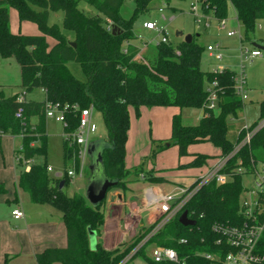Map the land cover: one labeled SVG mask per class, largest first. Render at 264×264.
<instances>
[{
    "label": "trees",
    "instance_id": "obj_1",
    "mask_svg": "<svg viewBox=\"0 0 264 264\" xmlns=\"http://www.w3.org/2000/svg\"><path fill=\"white\" fill-rule=\"evenodd\" d=\"M81 0H0V58H14L19 66L20 92L5 97L0 91V136L19 137L20 148L14 150L15 162L24 166L31 160L28 171L18 174L16 187L25 192L31 203L48 205L61 213L66 231L64 247H48L34 255L35 264H120L147 236L153 225L141 227L127 245L106 250L97 239L94 249L89 247L88 231L98 237L104 222L103 205L92 207L83 195H69L64 188L70 184L64 175L56 178L47 171V135L45 108L47 103L64 109L67 131L75 130L78 111L92 107L100 113L106 140L114 142L113 149L103 151L105 173L117 179L111 189L125 191L127 176L142 174L150 183H161L163 178L154 177L143 169L142 163L132 170L125 168V143L129 128V109L135 115L141 107L173 106L200 109L202 116L196 125H183L180 114L171 118L170 137L165 141L177 147L178 157L192 155V160L179 164L178 168H201L209 159L207 154L188 152L192 145L210 143L218 150L215 158L231 154L244 136L238 122L243 107L241 98L234 91L235 72L202 71L200 60L204 48L194 38L190 43L159 42L155 52L142 59H135L139 47L133 42V24L136 15L147 10L152 0H134L136 7L128 19L119 15L123 0H82L92 5L99 15H87L77 8ZM168 6L172 0H160ZM204 12L211 11L217 19H225L230 5L243 37L253 33L257 20H264V0H199ZM8 7L16 10L19 21L35 23L38 35L12 33L9 29ZM61 12L62 29L48 24L49 12ZM115 26L112 34L107 26ZM64 31H71L67 37ZM54 40L48 46L46 37ZM74 43V45H72ZM68 62L79 65L84 80L77 79L66 67ZM217 83L215 110L206 106L205 83ZM39 89L42 101L27 99L26 95ZM23 99L18 101V95ZM75 106V109L72 107ZM19 113L17 117L16 114ZM264 116V100L260 103V118ZM35 119L31 122V119ZM255 124V123H254ZM252 124L251 126H253ZM65 129V128H64ZM164 145L153 149L154 158ZM77 148L62 139L64 164L76 156ZM264 162V128L257 131L247 145L228 157L224 172L231 179L217 185L210 182L192 196L184 210L195 221L184 226L175 215L157 233L140 246L129 260L143 254L145 245L174 249L180 263L161 262L152 264H221V258L232 248L225 243L216 244L218 235L211 227L214 223L237 226L244 220L240 213V196L245 191L242 178L249 174L253 164ZM65 167V169H66ZM244 172H237L236 169ZM62 188L59 189L60 182ZM4 188L0 185V194ZM181 240H184L182 242ZM257 251L264 255V232L258 241ZM214 255L218 259H207ZM6 264V260L2 263Z\"/></svg>",
    "mask_w": 264,
    "mask_h": 264
},
{
    "label": "rangeland",
    "instance_id": "obj_2",
    "mask_svg": "<svg viewBox=\"0 0 264 264\" xmlns=\"http://www.w3.org/2000/svg\"><path fill=\"white\" fill-rule=\"evenodd\" d=\"M192 4H195V0H172L168 6L164 5L160 0H152L147 6V10L136 15L133 24V33L135 36L133 42L139 47L141 57H151V55L154 54L155 45L160 42L163 35L158 34L156 31H148L142 27L143 22L152 21L156 22L158 28H163L165 30L168 42L174 45L182 41L185 36H192V38L204 48L200 60V68L202 71H214L218 68L219 64L237 74L243 69L246 97L242 100L243 107L239 114V120L241 122H238L251 126L260 119V103L264 100V50H261L260 57L252 58L250 61H243L240 56L241 43L238 35L227 37L226 32L228 30H238L242 36L243 47L250 50L256 49L254 45L264 47V20H257L253 33H250L249 37L245 39L243 37L241 25L235 19L234 11L230 5L227 8V14L224 19L225 28L220 30L218 29L219 21L213 16L212 12H204L198 5L196 6L197 15L198 17H206L208 19V26H205L204 19L201 23L196 24L191 11ZM135 7L136 3L134 0H123L119 8L120 17L128 19L133 14ZM77 8L87 15H99L98 11L92 5L82 0L77 3ZM8 14L9 29L12 33L23 35H38L40 33L35 23L30 21L20 22L14 8L8 7ZM48 24H56L63 31L61 12H49ZM64 33L69 38L73 36L71 31H64ZM176 33H180V35L176 36ZM46 42L48 46H52L54 40L47 36ZM208 45L218 46V52L222 56L221 60H215L214 57L209 55V52L206 50ZM66 67L77 79L84 80V76L77 63L68 62ZM19 84L20 72L15 59L0 58V91L2 94L7 97L17 92L19 90ZM207 87H209V83L206 82L205 88ZM27 99L42 101L43 93L39 89L33 90L27 95ZM168 110H174V107L147 108L141 111L137 116L131 111L125 144V146H127L129 163L131 162V156H133L135 142L139 134L142 133L145 137L150 139L153 149H156L159 144L165 146L154 158L147 156L140 161L139 164L142 163L144 171L147 170V167L155 166L159 168L162 173L174 175L178 172L176 168L179 164H185L190 161L192 155L178 160L176 146L168 145L165 141L169 138L170 134L169 125L165 122V117L166 119L168 117L170 121L171 116L168 115ZM199 114L200 110L198 109L183 108L180 110L181 123L189 126L196 125L198 123ZM34 121V118L31 119V122ZM92 121L95 124V133L92 134L90 139H106V129L99 112L93 110ZM45 122L47 135L46 162L52 169V172L49 174L51 176L63 174L67 164H64L62 156V125L51 118H46ZM12 146L13 141L9 135L0 137V183H3V186L7 190V194L12 191L14 177L19 172V168L14 162ZM189 150L192 153L210 155L213 157L210 160L217 159L215 158L217 155L215 154L216 149L210 143L192 145ZM185 171L186 173L183 171L181 176L187 177L196 173L192 168H187ZM88 174V168L86 167L82 177H76L75 180L73 179L74 182H77H73L72 185L66 186L63 189L64 192L69 195H83ZM132 176L133 174L131 173L128 179L132 178ZM242 184L245 188L253 187L254 183L252 177L249 175L243 176ZM171 186L172 184L169 181L161 183V187L164 190L170 189ZM132 190L135 195L140 196L142 187L133 185ZM4 197L6 196L4 195ZM0 207L4 211L8 206L3 200ZM152 247V245H145L143 248L144 255L139 254L131 260L126 259L121 264H152L146 259V257L150 259ZM5 260L6 264H9L8 258L4 259L3 262Z\"/></svg>",
    "mask_w": 264,
    "mask_h": 264
},
{
    "label": "built area",
    "instance_id": "obj_3",
    "mask_svg": "<svg viewBox=\"0 0 264 264\" xmlns=\"http://www.w3.org/2000/svg\"><path fill=\"white\" fill-rule=\"evenodd\" d=\"M200 6L199 0H195L192 4L191 11L196 24L205 20V26H208V19L206 17L197 15V7ZM218 29L225 28L224 19L218 20ZM143 28L148 31H156L158 34L163 35L160 42L167 43L166 32L163 28H158L156 22L146 21L142 24ZM260 28V26H259ZM110 25L107 30H110ZM238 35L241 47L240 56L243 61H250L252 58L261 56V49H248L242 45V36L237 30H228L227 37ZM206 50L216 60H221L222 56L218 52V46L208 45ZM135 59H142L140 51H138ZM224 67L219 66L216 70L222 71ZM217 83L213 81L206 88L207 98L206 106L209 110H215L217 102ZM234 91L241 100L246 97L245 89V75L243 69L234 77ZM18 101L23 99V95H18ZM68 106L64 107L67 109ZM75 109V106L72 107ZM64 109L60 108L57 104L47 103L45 108V118H51L55 122L62 125V139H64L69 146L77 148L76 156H72L69 161L68 167L64 170L63 174H56L54 177L60 178L66 175L71 183L76 177H82L84 170L88 165V158L86 155L87 145L90 142V137L95 133V124L92 121L93 108L88 107L78 111V122L75 130L67 131V122L64 115ZM19 116V113L16 114ZM65 128V129H64ZM264 128V116H262L253 126L243 124L241 130L244 131V136L240 142L234 147L230 155L225 157H218L216 161L208 166L206 170L199 174L188 187H177L174 191L161 194L152 192L150 189L145 191L146 203L153 207L156 212V218L151 225L152 229L147 236L130 252V254L123 260L128 259L140 246H142L151 236L157 233L166 223H168L175 215L179 214L186 203L192 196L200 189V187L214 182L217 185L224 184L231 179L229 173L224 172L228 157L236 153L242 146L247 145L252 136ZM31 160L24 163V168L28 171ZM47 171L50 173L52 169L47 166ZM237 172H244L243 169H236ZM252 177L254 186L246 188L241 194L240 213L244 220L237 226L228 224L214 223L211 227L212 231L218 235L216 244L225 243L232 249L221 258V264H264V255L257 251L258 241L264 232V162L253 164L249 174ZM11 216L14 219L23 217V212L18 207L11 210ZM181 214V213H180ZM184 242V240H181ZM207 259H218L214 255H205ZM150 259L154 263L170 262L180 263L177 253L174 249L166 247L153 246L150 253ZM122 261V262H123ZM121 262V263H122ZM120 263V264H121Z\"/></svg>",
    "mask_w": 264,
    "mask_h": 264
},
{
    "label": "crops",
    "instance_id": "obj_4",
    "mask_svg": "<svg viewBox=\"0 0 264 264\" xmlns=\"http://www.w3.org/2000/svg\"><path fill=\"white\" fill-rule=\"evenodd\" d=\"M219 66L221 65L219 64L218 67ZM18 92H20V87L19 90L13 94ZM147 108L148 107H141L139 109V114L141 111H144V109ZM156 108L162 107H151V109ZM131 111L134 112L132 108L129 109V117ZM167 113L169 116H171L170 121L168 117L167 119L165 117V122L167 125H169L170 131L171 118L174 114H180V110L174 107V110H168ZM201 116L202 110H200L198 120L201 118ZM238 121L240 120L238 119ZM10 137L13 141L12 151L14 152L15 149L20 148V139L19 137ZM126 147L127 146H125L124 158L125 168L132 170L134 167L139 165L143 158L149 156L151 143L150 139L145 137L143 133L139 134L138 139L135 142L133 156H131L130 163L129 158L127 157ZM189 148L188 152L192 154ZM215 154H218L217 149ZM182 158L178 157V160H181ZM191 160L192 158L190 161ZM215 161V159H209L205 166L201 168H192L196 173L187 177L181 176L183 171L186 173L185 169L187 168L179 169L177 167L176 169L178 172L175 170L177 173L172 175L168 173H162V171L155 166L147 167L146 172L150 171L154 177H161L163 178V182L169 181L172 184L171 188L168 190H164L161 187L162 182L150 183L142 174L136 176L132 173V178L128 179V176L131 175L130 173L126 178L127 189L125 191L115 188L107 192V196L103 205L104 222L100 228L98 237L96 236V241L98 239L106 250H112L116 247L129 244L131 239L137 234V232H139L141 227L150 226L156 218V212L154 208L146 203V190L150 189L152 192L167 194L174 191L177 187H188L193 183L194 179L199 174L203 173L206 168L212 165ZM15 165H17L16 162ZM17 167L19 168V172L21 170L27 171L24 166L17 165ZM19 172L14 177L13 189L9 194H7V190L3 186V183H0V185H2L4 188V192L0 194V204L4 200L8 206L4 211L0 207V264H2L3 260L6 258H8L9 264H35L34 255L36 253L41 252L48 247H64L66 245V231L62 222L61 213L48 205H38L31 203L28 195L16 187ZM74 180L69 185H72ZM133 185L142 187L140 196L134 194V191L132 190ZM4 195L6 197H4ZM16 207L21 209L23 212V217L20 219H14L11 216V210ZM53 264L60 263L56 262Z\"/></svg>",
    "mask_w": 264,
    "mask_h": 264
},
{
    "label": "water",
    "instance_id": "obj_5",
    "mask_svg": "<svg viewBox=\"0 0 264 264\" xmlns=\"http://www.w3.org/2000/svg\"><path fill=\"white\" fill-rule=\"evenodd\" d=\"M111 33H118V29L115 26L111 27ZM179 36L180 33H176ZM192 36L187 35L184 37L183 41L185 43H190ZM74 45V43H72ZM256 48L264 50V47H259L254 45ZM114 142L107 141L103 138H97L91 140L86 149V155L88 158V177L84 186V198L92 206L97 207L103 199L106 198L109 188L116 185L117 179H110L105 173L104 163H103V151L107 149H113ZM63 181L59 184V189L62 188ZM179 223L184 226H193L195 221L188 217L187 211L184 210L178 217ZM88 241L89 247L91 249L95 248L96 245V235L93 231H88Z\"/></svg>",
    "mask_w": 264,
    "mask_h": 264
}]
</instances>
